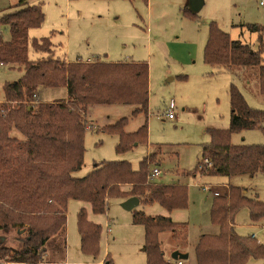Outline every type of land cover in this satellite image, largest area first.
Returning a JSON list of instances; mask_svg holds the SVG:
<instances>
[{
	"label": "trees",
	"instance_id": "16d2710c",
	"mask_svg": "<svg viewBox=\"0 0 264 264\" xmlns=\"http://www.w3.org/2000/svg\"><path fill=\"white\" fill-rule=\"evenodd\" d=\"M148 1V0H146ZM188 16L195 15L188 7ZM44 13L40 5L19 0L0 18L7 26L10 39L0 36V63L24 70L16 81L4 86L0 101V231L18 229L23 233L14 246L0 245L4 262L39 264L48 250H64L66 243L67 207L70 199L88 203L91 210L105 213L110 197L128 199L137 196L144 205L158 203L167 211L186 209L188 186L166 184L149 175L154 154H149L134 169L129 161H105L82 177L74 175L84 163V139L88 125V106L97 104H132L134 115L148 111L149 64L145 61L106 62L76 60L67 62L48 57L29 58V30L41 25ZM260 31L259 25H249ZM253 49L249 44L233 40L211 23L204 49L207 64L235 68L256 67L260 92L264 94V40ZM35 49L52 51L49 37L35 39ZM65 88L66 97L47 102L39 99L42 89ZM230 125L228 129H209L210 140L202 145V159L210 167L200 166L208 175L234 176L264 174V144H234V133L262 130L264 109L252 107L239 87L231 83ZM17 105L12 107V103ZM128 118L101 128L119 136L116 146L123 153L148 141V123L128 132ZM14 130L22 136H15ZM127 186V188H125ZM247 206L252 221L264 217V201L251 198L239 186H229L228 193L214 197L210 218L219 227L217 234H202L195 247L198 264H246L250 258H264V244L252 236H241L235 229V217ZM133 222L145 231L146 264H179L168 261L161 247L160 234L176 231L183 225L168 215H149L134 209ZM81 248L96 255L102 226L88 218L82 206L78 211ZM108 257V259H107ZM104 264H113L107 256ZM182 264H184L182 262Z\"/></svg>",
	"mask_w": 264,
	"mask_h": 264
},
{
	"label": "rangeland",
	"instance_id": "374dc122",
	"mask_svg": "<svg viewBox=\"0 0 264 264\" xmlns=\"http://www.w3.org/2000/svg\"><path fill=\"white\" fill-rule=\"evenodd\" d=\"M200 1L202 5L196 14L188 16L184 9L193 8V0H27L28 4L40 5L44 13L41 25L28 33L30 59H42L52 54L70 62L81 59L113 63L145 61L149 64L147 112L134 115L136 106L132 104L88 106L84 163L74 175L85 176L103 162L112 160L129 161L134 169H138L145 156L154 154L155 162L149 167L150 177L152 169L159 167L161 174L152 177L154 180L166 184L185 182L189 194V206L172 212L158 203L144 205L141 202L127 210L122 206L127 199L110 197L106 212L96 214L88 203L70 199L64 250H48L44 262L39 264H104L107 256L113 264H146L145 231L142 225L133 222L134 209L149 215H171L174 221L183 223L176 233L168 230L160 234L164 257L174 260L172 253L180 251L189 255L185 264H198L195 247L200 236L219 233V227L210 218L214 186L221 195L228 193L227 185L239 186L247 196L264 201L262 173L202 177V169L195 168L202 159V145L210 140L209 129L229 128L231 83L239 87L252 107L264 109V94L260 92L256 67L227 70L205 62L204 49L211 23L233 40L257 49L259 38L264 40V7L259 4L260 0ZM18 3L19 0H0V18ZM253 24L263 29L252 31L249 25ZM0 36L4 40L10 39L7 26L0 24ZM44 37H49L52 42L51 52L33 46L35 39ZM262 58L264 64V52ZM23 73L18 65L0 67V101L3 102L6 83L18 80ZM64 92V88H43L39 99L56 101L64 98L60 96H66ZM44 93L48 94L47 98ZM171 101L175 104L173 119L165 115ZM15 105L17 103L13 102L11 106ZM122 118H128L125 126L128 132L136 131L147 121L148 144L139 143L118 153L119 136L101 128ZM13 134L22 136L17 130ZM231 141L234 144H264V133L259 129L246 130L234 133ZM203 184L210 185L211 189L204 191ZM82 206L87 208L89 220L102 226L96 255L81 248L78 211ZM235 229L241 236L254 234L255 239L264 244V217L252 221L249 207L244 206L237 213ZM22 233L18 229L0 231V245H16ZM0 260L5 261L4 258ZM246 264H264V258H250Z\"/></svg>",
	"mask_w": 264,
	"mask_h": 264
},
{
	"label": "built area",
	"instance_id": "2783aa9c",
	"mask_svg": "<svg viewBox=\"0 0 264 264\" xmlns=\"http://www.w3.org/2000/svg\"><path fill=\"white\" fill-rule=\"evenodd\" d=\"M259 4H260L262 7H264V0H260V1H259ZM2 66H4V63H0V67H2ZM174 109H175V104H174L173 101H171L170 104H169L168 110H167V112H166V114H165L167 118H169V119H173V118H175L176 114H175ZM211 164H212V163H211L210 160L205 159L204 162L202 163L201 167H202V166H205V167L207 168V167H210ZM201 167H200V168H201ZM160 174H161V170L159 169V167H154V168L152 169V171H151V176H152V177H157V176H159ZM152 177H151V178H152ZM214 187H215V190H213V191H214V195H215V196L220 195L221 193L216 189V186H214ZM202 189H203L204 191H209V190L211 189V187H210V185L203 184V185H202ZM252 237L255 238V235L252 234ZM178 263H179V264H182V261H181V260H178ZM0 264H4V261L0 260Z\"/></svg>",
	"mask_w": 264,
	"mask_h": 264
},
{
	"label": "water",
	"instance_id": "95a60500",
	"mask_svg": "<svg viewBox=\"0 0 264 264\" xmlns=\"http://www.w3.org/2000/svg\"><path fill=\"white\" fill-rule=\"evenodd\" d=\"M202 2L200 0H193V8H189L192 12H195L201 7ZM196 13V12H195ZM172 79V78H171ZM140 204V199L137 196H132L125 200L122 204V206L127 210H132L136 206ZM172 258L174 260H182L188 258V253H182L180 251H174L172 254Z\"/></svg>",
	"mask_w": 264,
	"mask_h": 264
},
{
	"label": "crops",
	"instance_id": "0c3cea01",
	"mask_svg": "<svg viewBox=\"0 0 264 264\" xmlns=\"http://www.w3.org/2000/svg\"><path fill=\"white\" fill-rule=\"evenodd\" d=\"M186 8H187V7H186ZM80 60H81V59H80ZM66 61H67V62H70L69 60H66ZM64 89H65V88H64ZM47 93H48V92H47ZM47 93H44V98H47V97H46V94H47ZM49 93H51V92H49ZM64 93L66 94V89H65V92H64ZM47 96H48V94H47ZM60 97H66V96L64 95V96H60ZM45 100H50V99H45ZM146 144H148V141H147ZM200 161H201V160H199V162H200ZM199 162H198V164H199ZM157 164L159 165L160 162L157 163ZM198 164L196 165L195 168H197ZM199 167H200V166H199ZM199 167H198V168H199ZM195 168H194V169H195ZM187 171H189V170H187ZM193 176L195 177V175H193ZM196 176H197V175H196ZM201 176H202V177H203V176L206 177V176H211V175H208V174L202 173ZM251 176H253V175H251ZM157 181H158V180H157ZM183 183H185V182H183ZM229 186H230V185H227V187H229ZM125 188H127V186H126ZM188 206H189V204H188ZM90 208H91V207H90ZM169 216H171V215H169ZM171 218H172V216H171ZM66 241H67V232H66ZM172 254H173V253H172ZM188 256H189V255H188ZM65 258H66V253H65ZM188 258H189V257H188ZM188 258H187V259H188ZM65 260H66V259H65ZM167 260H168V261H171V259H169V258H168ZM185 260H186V259H182L181 261L185 264ZM177 261H178V260H177ZM43 262H44V261H43ZM43 262H41V263H43ZM62 262H63V261H62Z\"/></svg>",
	"mask_w": 264,
	"mask_h": 264
}]
</instances>
